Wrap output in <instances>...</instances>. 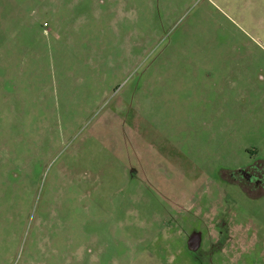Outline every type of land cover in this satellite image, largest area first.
I'll return each instance as SVG.
<instances>
[{"label": "rangeland", "instance_id": "rangeland-1", "mask_svg": "<svg viewBox=\"0 0 264 264\" xmlns=\"http://www.w3.org/2000/svg\"><path fill=\"white\" fill-rule=\"evenodd\" d=\"M252 164L264 0H0V264H264Z\"/></svg>", "mask_w": 264, "mask_h": 264}, {"label": "flooded vegetation", "instance_id": "flooded-vegetation-1", "mask_svg": "<svg viewBox=\"0 0 264 264\" xmlns=\"http://www.w3.org/2000/svg\"><path fill=\"white\" fill-rule=\"evenodd\" d=\"M230 176L233 179H228V181L233 182L242 188V190L246 193H249V191H247V186H250V184L252 185V183H254L256 186L264 185L263 171L258 169V167L253 164L236 170L234 174H231ZM237 176H241V179H238Z\"/></svg>", "mask_w": 264, "mask_h": 264}, {"label": "trees", "instance_id": "trees-1", "mask_svg": "<svg viewBox=\"0 0 264 264\" xmlns=\"http://www.w3.org/2000/svg\"><path fill=\"white\" fill-rule=\"evenodd\" d=\"M256 166L258 167V164Z\"/></svg>", "mask_w": 264, "mask_h": 264}]
</instances>
